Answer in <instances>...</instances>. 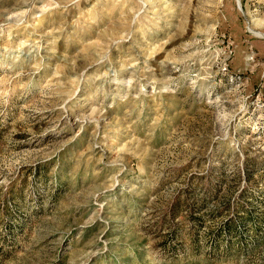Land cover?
Listing matches in <instances>:
<instances>
[{
  "label": "rangeland",
  "instance_id": "rangeland-1",
  "mask_svg": "<svg viewBox=\"0 0 264 264\" xmlns=\"http://www.w3.org/2000/svg\"><path fill=\"white\" fill-rule=\"evenodd\" d=\"M0 0V264H264V0Z\"/></svg>",
  "mask_w": 264,
  "mask_h": 264
},
{
  "label": "water",
  "instance_id": "water-1",
  "mask_svg": "<svg viewBox=\"0 0 264 264\" xmlns=\"http://www.w3.org/2000/svg\"><path fill=\"white\" fill-rule=\"evenodd\" d=\"M238 6L241 8V0L238 1Z\"/></svg>",
  "mask_w": 264,
  "mask_h": 264
}]
</instances>
